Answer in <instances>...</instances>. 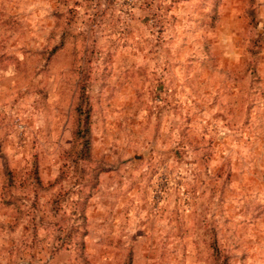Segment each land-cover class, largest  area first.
Masks as SVG:
<instances>
[{
  "label": "rangeland",
  "instance_id": "obj_1",
  "mask_svg": "<svg viewBox=\"0 0 264 264\" xmlns=\"http://www.w3.org/2000/svg\"><path fill=\"white\" fill-rule=\"evenodd\" d=\"M0 264H264V0H0Z\"/></svg>",
  "mask_w": 264,
  "mask_h": 264
}]
</instances>
